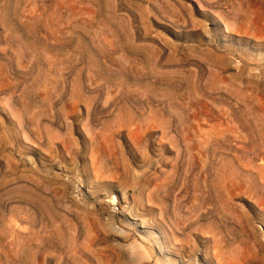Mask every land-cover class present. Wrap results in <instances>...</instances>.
Wrapping results in <instances>:
<instances>
[{
  "label": "rangeland",
  "instance_id": "rangeland-1",
  "mask_svg": "<svg viewBox=\"0 0 264 264\" xmlns=\"http://www.w3.org/2000/svg\"><path fill=\"white\" fill-rule=\"evenodd\" d=\"M263 166L264 0H0V264H264Z\"/></svg>",
  "mask_w": 264,
  "mask_h": 264
},
{
  "label": "bare ground",
  "instance_id": "bare-ground-1",
  "mask_svg": "<svg viewBox=\"0 0 264 264\" xmlns=\"http://www.w3.org/2000/svg\"><path fill=\"white\" fill-rule=\"evenodd\" d=\"M94 10V9H93ZM95 16V15H94ZM87 17V16H86ZM90 17V16H89ZM227 26V25H226ZM227 28V27H226ZM228 29V28H227ZM231 30V29H230ZM136 32V31H135ZM106 41V40H105ZM105 44V43H104ZM108 44V43H107ZM118 44V43H117ZM118 46V45H117ZM112 47V46H111ZM116 47V46H115ZM120 48V47H119ZM110 49H112V48H110ZM118 49V48H117ZM105 53V52H104ZM113 53V52H112ZM124 55V54H123ZM123 57V56H122ZM126 57V56H125ZM115 58V57H114ZM120 58V57H119ZM119 58H118V60H119ZM128 58V57H127ZM125 60V59H124ZM127 60V59H126ZM93 61V60H92ZM104 61V60H103ZM123 61V60H122ZM128 62V61H127ZM126 64V63H125ZM127 65V64H126ZM111 66V65H110ZM123 65H121V67H122ZM127 67V66H126ZM233 67V66H232ZM123 68V67H122ZM135 68V67H134ZM126 70V69H125ZM134 71V70H133ZM144 71V70H143ZM94 72V71H93ZM145 72V71H144ZM146 75V74H145ZM100 77V76H99ZM86 79V78H85ZM98 87V86H97ZM94 89V88H93ZM119 91V90H118ZM107 93V92H106ZM105 97V96H104ZM101 98V97H100ZM158 102V101H157ZM160 104V103H159ZM104 105V104H103ZM112 106V105H111ZM97 107V106H96ZM104 107V106H103ZM111 109V108H110ZM236 151V150H235ZM237 155V154H236ZM263 160V159H262ZM248 162V161H247ZM251 163V162H250ZM264 167V166H263ZM261 168V167H260ZM247 169V168H246ZM258 170V169H257ZM260 171V170H259ZM263 174V173H262ZM233 175V174H232ZM261 177V176H260ZM262 179L264 180V175H263V177H262ZM261 180V179H260ZM261 181V182H264V181ZM242 183V182H241ZM64 186V185H63ZM30 189V188H29ZM264 190V189H263ZM33 194V193H32ZM40 195V194H39ZM44 197V196H43ZM33 198H35V197H33ZM45 198V197H44ZM113 200L114 201H116V199H115V197L113 198ZM117 202V201H116ZM104 207V206H103ZM54 208V207H53ZM48 213H49V215H51L52 217H53V213H54V211L52 212V210L50 209V208H48V211H47ZM94 214V213H93ZM55 216V215H54ZM66 220V219H65ZM58 223V222H57ZM63 223H64V221H63ZM65 224V223H64ZM57 226V225H56ZM66 226V225H65ZM69 227V226H68ZM60 228V227H59ZM69 229V228H68ZM75 229V228H74ZM53 230V229H52ZM71 230V229H70ZM79 230V229H78ZM81 230V229H80ZM64 231V230H63ZM67 231V230H66ZM10 234V233H9ZM61 234V233H60ZM71 234V233H70ZM62 235V234H61ZM76 235V234H75ZM74 236V235H73ZM75 237V236H74ZM73 238V237H72ZM17 240V239H16ZM10 241V240H9ZM17 243V242H16ZM12 244V243H11Z\"/></svg>",
  "mask_w": 264,
  "mask_h": 264
}]
</instances>
